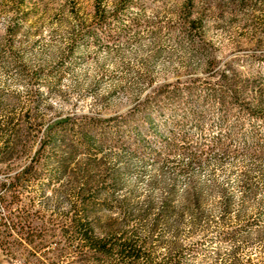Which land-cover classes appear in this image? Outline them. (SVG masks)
Here are the masks:
<instances>
[{"label": "rangeland", "instance_id": "rangeland-1", "mask_svg": "<svg viewBox=\"0 0 264 264\" xmlns=\"http://www.w3.org/2000/svg\"><path fill=\"white\" fill-rule=\"evenodd\" d=\"M102 1L110 23L89 34L96 25L97 0H0V100L9 108L16 101L19 115L30 93L42 92L35 111L45 130L61 118L120 119L137 110L153 89L190 80L209 83L230 63L239 77L259 80L264 89V0L236 5L210 0L213 9L193 34L179 15L185 0H129L116 16L117 0ZM248 95L253 98L254 92ZM201 110L202 128L181 107L175 120L184 122L183 131L201 161L189 166L188 153H165L172 128L165 109L154 113L151 127L141 116L131 123L145 132L152 152L135 149L125 128L118 143L109 140L99 151H81L67 161V172L59 173V160L68 157L64 147L45 149L41 177L25 186L20 203H33L32 212L54 228L67 212H82L74 184L87 175L99 190L88 212L100 217V224L116 220L146 237L156 260L169 256L177 243L188 250L186 264H230L235 255L263 262L260 161L242 153L237 135L227 140L226 151L199 150L227 129L219 127L218 111L210 103ZM37 148L35 143L33 151ZM5 180L0 172V183ZM253 218L258 221L252 230L232 241L220 238ZM68 258L61 264H72L73 257ZM19 263L0 252V264Z\"/></svg>", "mask_w": 264, "mask_h": 264}, {"label": "trees", "instance_id": "trees-1", "mask_svg": "<svg viewBox=\"0 0 264 264\" xmlns=\"http://www.w3.org/2000/svg\"><path fill=\"white\" fill-rule=\"evenodd\" d=\"M128 1L117 0L113 15L116 16ZM228 1L234 5L243 3V0ZM212 9L210 0H185L179 12L182 25L189 34L200 31ZM95 19L96 25L89 28V34L94 33L98 25L101 27L110 23L102 0L95 3ZM215 62V58H211L209 67L213 68ZM231 65L225 66L216 80L210 79L206 84L190 80L184 85L177 83L157 87L137 110L120 119L108 121L61 118L43 130L42 120L37 118L35 111L42 92H31L28 105L19 115L14 112L16 101L9 108L0 100V172H4L7 179L0 183V207L6 210L0 213V252L13 260H19V264H61L68 257H73L72 264H186L183 256L188 250L177 243L172 245L169 256L156 260L146 237L128 230L116 220L110 224H100V217L88 212L95 207L99 190L95 189L94 181L87 175L80 185L74 184V195L79 200L82 212H67L54 228L44 225L43 215L32 212L33 203L21 204L20 201L26 194L25 186L41 177L40 168L47 161L43 156L45 149L64 147L68 157L59 160V173H66L67 161L81 151H99L109 140L118 143L127 131L125 128L135 149L151 150L145 132L135 125L131 126V123L141 116L143 123L151 127L154 113L161 114L165 109L170 110L172 119V128L168 129L169 138L164 146L165 153H188L189 166L201 161L202 157L196 156L190 144L191 138L183 131L184 122L175 120L181 107L189 119L202 128L204 109L202 111L201 108L208 103L218 111L219 127L227 129L220 138L200 144L198 149L208 146L209 149L226 151L230 145L227 140H233L237 135L242 141V153L250 154L260 161L258 175L264 181V89L259 80L239 77V72ZM258 66L261 67V63ZM260 71L258 74L262 78L263 73ZM251 92H254L253 98L248 95ZM35 143L38 148L33 151ZM154 155L158 158L161 153ZM74 182H77L75 178ZM161 213L162 217L167 216L165 212ZM256 221L253 218L241 227L226 230L220 234V238L232 241L239 233L255 228ZM38 222H42L41 225ZM258 233L259 237L264 236V230L260 229ZM230 264H264V261L257 263L251 257L243 261L235 255Z\"/></svg>", "mask_w": 264, "mask_h": 264}]
</instances>
